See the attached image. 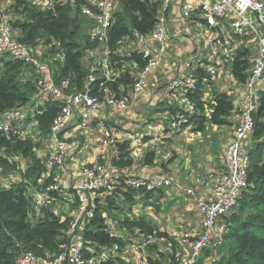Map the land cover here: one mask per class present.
Listing matches in <instances>:
<instances>
[{
  "label": "built area",
  "instance_id": "obj_1",
  "mask_svg": "<svg viewBox=\"0 0 264 264\" xmlns=\"http://www.w3.org/2000/svg\"><path fill=\"white\" fill-rule=\"evenodd\" d=\"M142 1L156 7L151 30L142 33L129 27V33L118 38L114 48L110 46V30L120 12L118 0L31 1L39 10L52 12L57 5L69 2L79 20L88 21L90 48L86 52L89 57L86 65L83 64L86 76L80 89L76 88L74 77L56 81L59 70L52 72L31 46L17 40L12 25L13 4L0 12V57L26 64L24 80L35 87L34 95L25 104L0 114V135L11 142L30 141L32 152L39 142L43 144L44 171L38 180L40 190L33 199L35 216L47 210L55 214L69 192H72L69 202L76 204L57 252L45 257L25 252L16 264H114L125 253L133 254L140 260L139 264H149L144 253L146 245L153 240L135 238L122 246L117 242L105 246L85 245L83 240V233L94 219L102 198L133 193L152 195L171 185L169 179L126 174L114 166L113 161L123 151L122 146L141 144L144 137L134 138L127 133L119 119L135 108L137 99L151 86L152 77L162 68L173 69L174 75L166 83V102L168 105L177 102L178 106L176 112H167L158 139L176 135L186 116L200 115L188 95L199 93L203 87L210 92L222 79L223 86L235 84L233 61L238 51L246 50L250 67L245 72L244 100L237 110L240 112L232 116L233 133L224 149V167L210 171L202 179V185L210 189L207 199L196 195L192 188L181 189L197 203L202 217L201 232L195 233L192 225L186 223L179 236L184 250L169 259V264H197L202 253L216 250L225 243L226 219L233 215L250 186L248 171L255 129L252 115L264 91V0ZM182 33L189 36L193 46L184 60L178 56L173 58L168 48L169 39L180 37ZM52 46L58 47V42L51 40L48 47ZM61 60L63 64L62 53ZM50 105H57L58 111L45 138L40 140L45 128L39 117ZM96 148L109 151L110 160L104 163L93 160L70 176L69 161L73 155L94 152ZM170 158V151L161 153L163 162ZM106 222V232L118 238L117 232ZM158 241L167 242V239Z\"/></svg>",
  "mask_w": 264,
  "mask_h": 264
},
{
  "label": "trees",
  "instance_id": "obj_2",
  "mask_svg": "<svg viewBox=\"0 0 264 264\" xmlns=\"http://www.w3.org/2000/svg\"><path fill=\"white\" fill-rule=\"evenodd\" d=\"M31 1L13 2L12 25L17 32V40L31 47L39 44L42 39L48 43L51 40L58 42V49L64 55V61L55 80L60 81L67 76L74 77L75 86L80 89L86 76L82 62L90 44L86 41V45L81 48L78 13L72 9L69 2L57 5L52 12L39 10ZM118 3L120 12L116 14L115 23L110 30L111 48H114L118 38L129 33V27L142 33L151 30L156 16V7L142 0H118ZM247 56L246 50L238 51L233 61L234 77L242 84L247 79L245 72L250 67ZM27 69L28 66L21 61L0 57V114L25 104L35 92L33 83L24 80L23 74ZM188 96L196 103L201 116L191 118L186 116L187 120L181 130L193 122L196 132L204 131L205 122L215 126H233L235 106L226 93L217 96L210 105L209 119L204 115L206 107L200 101L198 92ZM176 110L170 109V112L174 113ZM57 111V105H50L39 117L41 125L47 131ZM252 118L255 123L252 139L256 143L251 152L253 159L248 171L249 190L243 194L235 212L227 221L228 233L225 236V243L215 250L217 259L213 264H264V91L260 93V103ZM16 157L27 161L33 159L31 142L28 140L11 142L0 135V264H16L18 258L25 252L37 257L56 253L59 243L64 241L69 222L68 218L64 217L62 220L50 210L40 216L34 215L33 198L32 195L28 197L30 189L27 185L31 178L29 171H32L38 180L41 178L38 161L22 175L21 183L8 186L5 184L4 180L10 175H20L18 163L11 159ZM154 157V153L148 154L146 164H151ZM113 164L115 167L127 168L131 161L121 157L114 160ZM38 180V187L35 188L37 191L40 190ZM124 195L131 200V194ZM104 222L100 209H97L94 219L83 233L85 245L105 246L116 242L124 245V241L111 237L106 232ZM133 224L142 233L157 240L166 238L167 242L174 246V239H169L167 234L158 232L148 221L139 218ZM150 246L147 250L150 252L156 250V245ZM162 259L164 255L158 252L156 258H150L148 261L149 264H161ZM169 259L172 260L173 257Z\"/></svg>",
  "mask_w": 264,
  "mask_h": 264
},
{
  "label": "crops",
  "instance_id": "obj_3",
  "mask_svg": "<svg viewBox=\"0 0 264 264\" xmlns=\"http://www.w3.org/2000/svg\"><path fill=\"white\" fill-rule=\"evenodd\" d=\"M3 2H5V4H3L5 6L2 10H5L13 4L14 0H3ZM179 35L180 37L169 39V54L172 55L173 58L178 56L181 60H184L193 51V46L188 35H184V33ZM32 48L36 56L41 58L43 57L42 55H46L48 60H51L52 53L50 52L48 45L41 47L37 44L32 46ZM54 60L56 61V58H54ZM172 64L175 67V64ZM173 75V69L167 71L162 68L157 76L151 78V86L145 94L137 99L135 108L119 119L120 124L127 129V133L131 134L134 138L143 135L144 137L142 138L141 144L126 143L122 146L123 151L118 155V159L123 157L124 160L128 159L131 161L129 167L121 168L126 174L147 178L162 177L169 179L171 185L152 195L147 194L140 196V193L131 194V200L127 199L125 195L113 199L105 197L102 198L99 203L100 212L105 221L108 219L107 216L111 215L109 210L112 205L116 208L120 207L122 210H135L142 208L146 214L139 218L144 219L146 222L148 221L158 232L167 234L169 239H174V246L170 245L168 242H159L153 236H148L147 234L142 233L138 227L134 226V222H131L132 218L131 221H128L127 217L124 224V226L127 227V231H116L118 238L124 241V243L131 241L134 237L136 239L144 238L145 240H153V242L146 245L144 257H146L147 260L150 258H156L157 253L159 252L164 255V259L160 262L161 264H169V257H174L176 254L182 253L184 250L179 236L183 232L186 223L192 225V230L195 233L199 234L201 232L202 217L198 212L197 203L191 196L183 194L181 189L192 188L196 195H200L207 199L210 195V189L202 185V179L206 176L209 169H212L211 167H213L210 163L212 156L209 154L197 156V151L195 149L198 144L203 142L205 137L202 133H204L206 126L212 125L211 123H204L203 132L194 131L195 123L193 122L174 136L158 139L160 136V126L163 128L166 123L167 112L169 111V113H171L170 109H176L178 106L177 102H172L169 105L166 102L168 94L166 83L173 77ZM223 80L224 79L220 81V84L215 85L210 92L207 91L206 87H203L198 93V96L200 95V101L206 107L205 110L208 111V113L206 112V117L208 119L211 113L210 105L214 102L217 96L225 93L226 87L222 85ZM240 92L242 98L240 99L239 104L243 105V91L241 90ZM233 103L235 106H239L237 105V102ZM138 109L141 110L139 111ZM199 116H201V112ZM192 120H190V122ZM212 126L213 129L226 127ZM145 132H147V134H145ZM151 147L154 149L152 150ZM164 151L171 152V158L166 162H163L161 159V153ZM150 153H154L155 157L151 164H146L147 155ZM190 153H192L193 156H189ZM110 158L111 155L109 151L97 148L94 152L89 151L87 153L82 152L73 155L69 161V168L71 169L70 176L74 174L72 172L75 170L78 172L79 167L83 164L90 163L93 160H98L104 163L108 162ZM71 194L72 192L67 193V198L70 197ZM69 201L70 200H68V202ZM107 205L108 207L106 209L101 208ZM67 212L71 213V211ZM106 223L108 224V220ZM155 233L156 232H154V234ZM150 245H156V250L152 252L147 250ZM150 248L152 250V246H150ZM207 251L208 252L205 251V254L202 253L200 255L197 264H213L217 259L215 250ZM139 261L140 260L135 258L133 254L125 253L121 254L120 258L114 264H139Z\"/></svg>",
  "mask_w": 264,
  "mask_h": 264
},
{
  "label": "rangeland",
  "instance_id": "obj_4",
  "mask_svg": "<svg viewBox=\"0 0 264 264\" xmlns=\"http://www.w3.org/2000/svg\"><path fill=\"white\" fill-rule=\"evenodd\" d=\"M5 4V2H3V0H0V12L3 11L2 8L5 6L3 5ZM78 22H80L79 24L81 25V40L80 43L82 45L81 48H83L86 45V41H87V34L89 32V24L88 21L86 19H81L78 20ZM50 43H48V41H45V39H42L41 42L39 43V46H44V45H48ZM90 47V46H89ZM50 52L52 53L51 55V60H53L52 62H50L51 60H48V57L46 55H42L43 57H38L41 62L46 63L49 67V69L54 72V70H58L59 67L61 66V53L60 50L58 49V47L56 46H52L50 47ZM89 57V53L85 52V58L82 62V64L87 63V58ZM54 58H56V61L54 60ZM236 80V79H235ZM226 84V83H225ZM226 90L225 93H228L227 95L230 97L231 102H237V105L239 106H234L237 108L235 111L239 110L242 107V104H239L240 99L242 98L241 95V90L243 89V84L238 82L236 80V83H229L228 85L225 86ZM35 93V92H34ZM33 93V95H34ZM139 111L141 109H138ZM208 111L205 110L204 111V115L206 116ZM145 114V112H144ZM230 121V118H229ZM46 129H43V132L40 135V140L44 139L46 136ZM232 133H233V126H226V127H218L216 129H213L212 125H208L206 126V129L204 131V133H202V135H204V140L202 143L198 144L197 147L195 148L197 153V156H203L204 154H209L210 156H212L211 158V167L212 169H209V171L207 173L210 172V170H216V171H220L223 168V156H224V149L226 147V145L228 144L230 138L232 137ZM208 136V138H207ZM219 137V138H218ZM254 143H256L255 141L251 143V147L252 150L254 149ZM43 144L42 142H39L36 145V151L32 152L33 153V159L30 158V160H25L22 158H11L13 161L18 163L17 168L19 169L20 175L19 174H14V175H10L9 177H7L4 182L5 184L8 186L10 184H19L22 181V175L26 174L28 172V168L29 167H33L34 162L38 161L39 162V166H40V174L43 173L44 171V166H43V160L44 159V155H45V151L42 150ZM206 150V151H204ZM207 152V153H205ZM186 154V153H185ZM189 156H193L192 153L189 154ZM39 157V158H38ZM253 159V156L251 158V160ZM208 167V168H209ZM28 174L31 176V178L28 180L29 185H27V187L30 189V191L28 192V197H31L34 199V195L37 192V178L35 176V174L32 171H29ZM76 204L74 201H72L71 203L68 202V198L65 195L62 198L61 203H59V207H57V211H56V215L60 216L61 219H63L64 217L66 218H70V212L67 211H73V209L75 208ZM107 206H103L101 208H107ZM98 209H100V206H98ZM111 215L107 216V220H108V226L112 229H114L115 231L119 232L121 230H125L127 231V227L124 226L125 224V219L126 217L128 218V221H132L134 222L136 221L139 217H143V215L146 214V212L144 210L141 209H135V210H127V209H120L116 208L115 206H111L110 210ZM120 214V215H119ZM135 218V219H134ZM231 218V217H230ZM226 219L227 221L230 219ZM134 219V220H133ZM123 227V228H122ZM82 236V235H81ZM135 239V237L133 238ZM208 252V251H206ZM204 252V254L206 253ZM212 252V251H211ZM206 256V255H205Z\"/></svg>",
  "mask_w": 264,
  "mask_h": 264
}]
</instances>
